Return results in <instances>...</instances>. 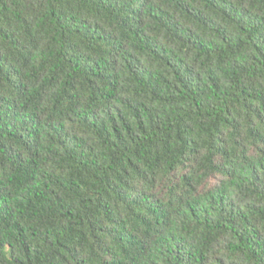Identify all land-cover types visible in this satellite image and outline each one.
Returning a JSON list of instances; mask_svg holds the SVG:
<instances>
[{
  "label": "trees",
  "instance_id": "16d2710c",
  "mask_svg": "<svg viewBox=\"0 0 264 264\" xmlns=\"http://www.w3.org/2000/svg\"><path fill=\"white\" fill-rule=\"evenodd\" d=\"M0 264H264V0H0Z\"/></svg>",
  "mask_w": 264,
  "mask_h": 264
}]
</instances>
